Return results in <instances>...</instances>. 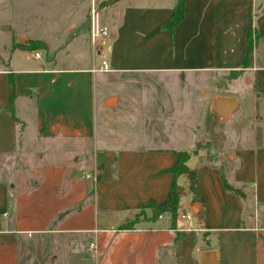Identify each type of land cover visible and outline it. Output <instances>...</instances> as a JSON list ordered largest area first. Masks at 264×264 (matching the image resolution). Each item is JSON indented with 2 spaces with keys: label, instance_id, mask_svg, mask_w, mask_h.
Masks as SVG:
<instances>
[{
  "label": "crops",
  "instance_id": "0c3cea01",
  "mask_svg": "<svg viewBox=\"0 0 264 264\" xmlns=\"http://www.w3.org/2000/svg\"><path fill=\"white\" fill-rule=\"evenodd\" d=\"M107 1L0 0V264H201L205 251L264 264V0H185L173 31L175 0ZM91 10L107 28L95 41ZM216 96L219 112L234 106L225 121ZM215 125H251L246 145ZM187 150L198 201L181 174L176 219L152 215L148 201L169 200L174 151ZM142 206L148 220L131 222Z\"/></svg>",
  "mask_w": 264,
  "mask_h": 264
},
{
  "label": "trees",
  "instance_id": "16d2710c",
  "mask_svg": "<svg viewBox=\"0 0 264 264\" xmlns=\"http://www.w3.org/2000/svg\"><path fill=\"white\" fill-rule=\"evenodd\" d=\"M116 0H108L106 3H112ZM184 1L185 0H175V4L173 7V12L169 20L165 23L164 27L169 29V31H173L175 26L183 19L184 17ZM34 43L30 42L27 46H20V47H30ZM38 44V43H36ZM252 44L253 39L252 36L249 35V48H248V54L252 52ZM246 60L243 62L244 66H246ZM196 153V150L194 151H174L175 156V162L172 167L169 168V171L173 174L174 178L171 183V189L169 194V200L167 203L164 204H155L154 201L150 200L147 202V206L151 208L152 215H157L162 212H169L172 219L175 220L177 217V208L179 203V198L182 194V188L177 185L176 183V177L181 174H186L189 180L188 189L192 194V202L198 201V189H197V174L194 169H190L187 166V161L191 157L192 154ZM223 183L225 187L234 192L235 194L239 196H244L242 191L240 189H237L230 184L226 182L225 179H223ZM131 225L128 224V226Z\"/></svg>",
  "mask_w": 264,
  "mask_h": 264
},
{
  "label": "rangeland",
  "instance_id": "374dc122",
  "mask_svg": "<svg viewBox=\"0 0 264 264\" xmlns=\"http://www.w3.org/2000/svg\"><path fill=\"white\" fill-rule=\"evenodd\" d=\"M246 79H243L244 82ZM228 84V83H227ZM226 84V85H227ZM102 92V87L100 85L97 86V121H98V125L101 126V128H103L102 126V123H103V112L106 110L105 108H103L102 106V103L104 102L105 103V100L103 99V95H100ZM103 103V104H104ZM101 107V108H100ZM108 108V107H107ZM8 109H9V113H10V110H11V101L9 102V105H8ZM235 118L237 117L238 118V114L234 116ZM22 125H16L17 127V132L19 134H22L24 132L29 133L30 134V130L28 129L29 128V125H23V122L21 123ZM106 126V125H105ZM119 130L123 133H126L128 135H130L133 139H137V137L142 133L143 131V126L142 125H116ZM261 127L264 129V125H261ZM246 131V132H249L251 131V125H224V126H218V125H215L214 126V131L216 132H222L223 134L219 137L223 138L222 136H226V140L227 141H234V144H237V143H242L244 145H246V143L243 142L242 138H241V134L240 132L241 131ZM201 133L203 135V130L201 132H197V136H196V140H200L201 139ZM25 134V135H26ZM27 138V137H26ZM115 140L112 141L111 139V143H114ZM216 143H218L219 145L222 144L224 146H230V142H227V141H224V143H222V141L219 139V138H216L215 139ZM18 143H21V141L19 140ZM18 143L16 145H18ZM26 144L27 145H32L33 144V139L32 138H27L26 139ZM140 142L138 141H134L131 142V146H140ZM115 148V147H113ZM194 148V147H193ZM187 151H191V150H187ZM75 157H73V160H74ZM2 163H0V166L2 165H6V161L3 162V160H1ZM12 162V161H11ZM81 161H79L77 164H79ZM13 163V162H12ZM2 164V165H1ZM9 164V163H8ZM15 167V163L12 164L11 168ZM183 194V193H182ZM181 194V195H182ZM182 211V212H181ZM188 212H191V209H181L180 210V219H181V214L183 213L184 215L187 214ZM179 214V213H178ZM6 215V213H5ZM150 216V211L149 209H147L145 206H142V207H139L137 209H135V211L133 212L132 214V218H131V222H137V221H141V220H148ZM157 217V216H156ZM155 217V218H156ZM184 221L187 223V219L184 218ZM195 221V216H193V220L192 222ZM185 223V225H186Z\"/></svg>",
  "mask_w": 264,
  "mask_h": 264
},
{
  "label": "water",
  "instance_id": "95a60500",
  "mask_svg": "<svg viewBox=\"0 0 264 264\" xmlns=\"http://www.w3.org/2000/svg\"><path fill=\"white\" fill-rule=\"evenodd\" d=\"M225 99H227V98H224L221 96H216L213 99V104H212V108H211L212 112L215 113L221 121H225L234 109V106L230 105V106H228L227 109H224V111L219 112V108L221 106V103ZM228 99H230V101H232V102L234 101L233 98H228ZM200 263L201 264H218V261L215 257V253L213 251H205L202 253V255L200 257Z\"/></svg>",
  "mask_w": 264,
  "mask_h": 264
},
{
  "label": "built area",
  "instance_id": "2783aa9c",
  "mask_svg": "<svg viewBox=\"0 0 264 264\" xmlns=\"http://www.w3.org/2000/svg\"><path fill=\"white\" fill-rule=\"evenodd\" d=\"M107 34V28L105 26H101L97 23V20L95 18V14H94V11L91 10V16H90V36H91V40L92 41H95L98 37L100 36H104ZM36 56H39V52H36L35 53ZM100 70H103V71H107L109 70V67H108V64L106 61H102L101 62V66H100ZM182 219L186 218L187 219V227L183 228L182 230H191L193 229L192 227V215L187 213V214H183L181 216ZM91 246H93V244H91Z\"/></svg>",
  "mask_w": 264,
  "mask_h": 264
}]
</instances>
